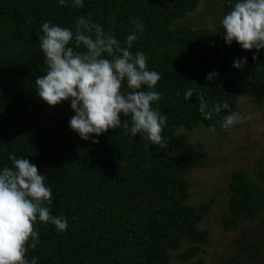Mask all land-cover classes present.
<instances>
[{"label": "trees", "instance_id": "1", "mask_svg": "<svg viewBox=\"0 0 264 264\" xmlns=\"http://www.w3.org/2000/svg\"><path fill=\"white\" fill-rule=\"evenodd\" d=\"M199 2L83 0V7L73 8V0H66V7L58 0H0V169L13 166V153L36 165L52 190V203L46 206L68 221V228L58 231L37 220L40 243L26 253L29 261L36 257L37 264H172L171 254L176 253L180 262L203 264L198 254L210 233L199 224L214 198L190 205L188 174L203 167L207 155L203 144H193L187 133L178 131L210 130L213 125L221 133L231 130L235 125L221 127L222 117L236 112L241 96L264 98V49L244 50L236 41L227 44L222 25L214 31L173 24ZM237 2L222 0V18ZM89 14L122 46L134 28L130 21L142 22L144 30L137 31L131 52H143L149 70L162 77L153 90L163 98L152 107L167 116L162 132L166 148L140 134L125 135L122 127L84 140L70 128L75 115L70 99L50 106L39 97L35 80L46 70L37 35L42 34L40 26L51 21L74 30L77 18ZM70 46L76 47L74 42ZM77 50L85 51L83 46ZM244 58L241 69L233 67ZM212 72L218 76L209 81L206 76ZM189 88L194 95L186 100ZM122 90H128L126 81ZM196 93L206 98L209 108L224 102L230 107L204 119ZM121 120L131 126L130 117L122 114ZM256 168L231 173L227 210L220 215L224 230L239 219L263 221L264 164ZM242 242L236 257H263V235ZM185 243L188 247L181 250Z\"/></svg>", "mask_w": 264, "mask_h": 264}, {"label": "clouds", "instance_id": "2", "mask_svg": "<svg viewBox=\"0 0 264 264\" xmlns=\"http://www.w3.org/2000/svg\"><path fill=\"white\" fill-rule=\"evenodd\" d=\"M58 3L67 6L66 0ZM72 7H83V0H73ZM130 23L134 28L126 38V46H122L115 36L106 34L101 25L91 21V14L77 18L74 30L44 22L40 26L42 34L37 35L46 70L35 80L36 91L50 106L70 99L75 112L69 121L70 128L84 140H89L90 134L99 136L122 127L125 135L140 134L145 141L164 149L168 146L162 136L167 116L152 107L153 102L163 98L153 90L162 77L149 70L143 52H131L138 39L137 31L143 32L144 28L137 18ZM221 25L227 44L236 41L244 50L264 49V0H238L222 18ZM71 42L75 48L70 46ZM81 46L85 51L77 50ZM257 58L253 56V60ZM246 62V58L238 59L233 67L241 69ZM216 76L218 73L212 72L206 79L212 81ZM125 81L128 90H122ZM142 85L148 90H142ZM193 95L194 90L189 88L184 98L188 100ZM195 95L204 119L211 120L213 113L218 115L222 108L230 107L224 102L209 108L202 94ZM122 114L131 118V126L128 121L122 122ZM246 119L250 116L231 112L222 117L221 127L227 130ZM210 130L215 132V125ZM145 149L148 150L147 143ZM9 159L13 166L0 169V264H37L36 257L30 261L26 258L28 250L36 249L40 243L37 220L51 223L58 231H65L68 221L52 215L46 206L52 203V190L37 166L14 153Z\"/></svg>", "mask_w": 264, "mask_h": 264}, {"label": "rangeland", "instance_id": "3", "mask_svg": "<svg viewBox=\"0 0 264 264\" xmlns=\"http://www.w3.org/2000/svg\"><path fill=\"white\" fill-rule=\"evenodd\" d=\"M221 2L200 0L191 14L173 24H190L217 31L222 20ZM236 112L242 117L250 116V119L235 124L226 133L213 132L204 127H197L191 132L178 131L187 133L193 144H203L202 150L207 155L208 162L188 174L190 205L214 198L209 213L199 224L200 228H206L210 233L209 240L200 247L198 254L203 264H264V255L256 260H250L248 253H240L236 257L243 239L254 240V236H264V219L253 223L239 219L228 230H224L220 223L221 213L227 210L226 186L231 173L238 169L256 171L259 162L264 164V98L241 96L236 102ZM186 247L188 244L185 243L180 249ZM175 255L171 254L172 264H190L178 261Z\"/></svg>", "mask_w": 264, "mask_h": 264}]
</instances>
